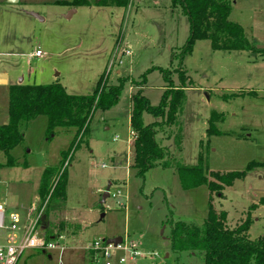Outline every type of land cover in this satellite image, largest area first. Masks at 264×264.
<instances>
[{"label": "rangeland", "instance_id": "rangeland-1", "mask_svg": "<svg viewBox=\"0 0 264 264\" xmlns=\"http://www.w3.org/2000/svg\"><path fill=\"white\" fill-rule=\"evenodd\" d=\"M97 1L0 0V77L7 79L0 83V124L8 122L9 86L20 80H57L74 95L91 94L101 76L106 85L117 84L119 76L126 80L117 103L92 114L87 134L76 136L75 128H56L49 134L47 118L40 115L21 127L23 139L10 151L16 166H3L7 157L0 151L5 224L12 212L24 215L34 209L44 216L37 195L43 169L64 160L67 172L66 200L60 207L52 200L40 226L49 234H65L73 245L61 254L27 249L17 264H93L86 244L114 235L133 240L142 254L125 264H203L200 258L173 253L165 243L171 221L204 222L210 197L216 212H226L229 228L249 213L247 237L264 238V165L248 170L225 187L222 196L211 195L205 185L183 189L175 170L178 164L201 162L208 172L226 173L244 171L250 162L264 163L262 53L212 50L209 40H197L182 60L172 59L189 36L188 18L180 6L173 7L171 0H129L123 7ZM229 1L228 19L241 25L256 47L264 45V0ZM152 67L167 69L173 89L181 85V68L188 77L187 88L174 124L143 115L144 124L158 123L156 139L172 165H157L139 177L132 167L129 84H139L140 76ZM165 85L159 70L147 73L143 94L152 105L159 103ZM230 94L239 96L223 98ZM212 113L220 115L214 125L221 133L207 135ZM62 152H67L65 157ZM108 183L110 195L101 204ZM7 234L0 229V243Z\"/></svg>", "mask_w": 264, "mask_h": 264}, {"label": "trees", "instance_id": "trees-1", "mask_svg": "<svg viewBox=\"0 0 264 264\" xmlns=\"http://www.w3.org/2000/svg\"><path fill=\"white\" fill-rule=\"evenodd\" d=\"M128 1L98 0L96 3L102 6L111 4L123 7L128 4ZM74 4L82 5L77 2ZM171 4L173 7L180 6L189 22V36L186 43L179 53L172 54V59L179 57L182 60L192 51L197 40H209L212 50L262 53L261 57L264 59V49H258L248 40L242 26L228 19L231 12L229 0H171ZM154 69L162 73L166 82L165 88L167 87L157 105H152L142 91L147 73ZM178 72H180L181 85L174 89L168 75L169 72L160 67H152L143 73L139 78V84L138 81L131 82L135 88V92L129 97V122L130 129L134 133L132 167L139 177H143L146 171L157 165L163 168L172 165L165 147L157 142L158 123L155 121L144 124L143 115L149 114L154 118L164 117L168 125L176 122L185 102L187 85L184 78L188 79L181 68ZM125 81L124 78L119 77L117 84L106 85L101 76L92 93L86 95L69 94L57 80L49 84L10 85L8 122L0 124V151L7 157L3 166H16L10 151L23 139L21 130L23 124L43 115L47 118L49 134H54L56 128H75L76 136H83L87 134L91 116L96 110H108L117 103ZM237 96L239 95L230 94L224 95L223 98ZM217 117L220 115L216 113H212L209 117L207 135L221 133L214 125ZM181 138L180 133L175 136L178 149ZM67 152H62L61 155L65 157ZM63 165L64 160H61L58 165L45 167L42 171L37 195L38 208H43L45 214L40 224H45L47 207L52 200L56 201L58 207L66 200L67 172ZM261 165L264 163L250 162L244 171L220 173L208 172L200 162L194 166L178 164L175 170L183 189L188 190L205 185L211 195L222 196L225 187L231 186L236 179L244 178L246 172L254 166ZM210 201L211 197L208 201V213L203 223L196 224L181 220L170 222L168 244L172 252L177 255L186 253L190 257L200 258L203 264H264V238L249 239L247 237L250 226L249 213L240 224L229 228L226 225V212H216ZM46 229L45 227L46 237L53 236L52 233H47Z\"/></svg>", "mask_w": 264, "mask_h": 264}, {"label": "built area", "instance_id": "built-area-1", "mask_svg": "<svg viewBox=\"0 0 264 264\" xmlns=\"http://www.w3.org/2000/svg\"><path fill=\"white\" fill-rule=\"evenodd\" d=\"M40 55V51L35 52L36 57ZM130 134L133 138L134 133L131 131ZM42 217L41 213L35 214L34 209L27 210L24 215L12 212L8 215L9 223L5 224L4 205L0 204V229L8 232L4 244L0 243V264H17L27 249L39 248L43 253L61 254L73 245L62 233L46 237L40 226ZM86 251L90 254L93 264H125L142 257L136 243L126 236L116 245L106 243L103 238L94 239L86 244ZM49 257L51 258L50 255ZM58 262L61 263L60 258Z\"/></svg>", "mask_w": 264, "mask_h": 264}, {"label": "water", "instance_id": "water-1", "mask_svg": "<svg viewBox=\"0 0 264 264\" xmlns=\"http://www.w3.org/2000/svg\"><path fill=\"white\" fill-rule=\"evenodd\" d=\"M7 2L8 3H12V4H16V3L19 2V0H7ZM24 12L26 14L32 16V17L41 19L40 16L37 13H35V12L26 11V10ZM257 48L258 49H264V45L257 46ZM110 186H111V184L108 183V186L106 187L105 191L102 194V198H101V201H100L101 204L104 203L105 199L110 195V193H109ZM121 240H122V237L121 236H117V237H113V238H107L106 239V243H108V244L112 243V244L116 245V244H119L121 242ZM167 244H168V241L165 243V245H167Z\"/></svg>", "mask_w": 264, "mask_h": 264}, {"label": "crops", "instance_id": "crops-1", "mask_svg": "<svg viewBox=\"0 0 264 264\" xmlns=\"http://www.w3.org/2000/svg\"><path fill=\"white\" fill-rule=\"evenodd\" d=\"M117 74H120L119 72H117ZM120 77V76H119ZM118 77V78H119ZM21 81V80H20ZM20 81L18 82V84L20 83ZM0 83H7V79L5 78V77H0ZM133 86L132 85H130L129 84V90L131 91L130 92V94H132L133 92H132V89L134 88H132ZM143 91V90H142ZM129 120H130V99H129ZM129 125H130V122H129ZM93 163V162H92ZM109 193H110V191H109ZM54 234V233H53ZM65 235V234H64ZM66 236V235H65ZM118 235H114V236H111V237H109V238H113V237H117ZM67 237V236H66ZM71 239H73L74 240V236H71L70 237ZM104 239V238H103Z\"/></svg>", "mask_w": 264, "mask_h": 264}]
</instances>
